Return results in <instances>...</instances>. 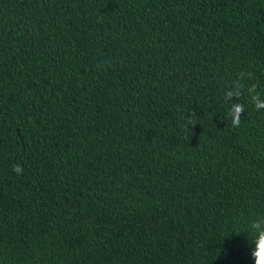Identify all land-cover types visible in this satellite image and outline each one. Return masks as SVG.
I'll use <instances>...</instances> for the list:
<instances>
[{
  "label": "trees",
  "instance_id": "1",
  "mask_svg": "<svg viewBox=\"0 0 264 264\" xmlns=\"http://www.w3.org/2000/svg\"><path fill=\"white\" fill-rule=\"evenodd\" d=\"M262 234L264 0H0V264H257Z\"/></svg>",
  "mask_w": 264,
  "mask_h": 264
},
{
  "label": "clouds",
  "instance_id": "2",
  "mask_svg": "<svg viewBox=\"0 0 264 264\" xmlns=\"http://www.w3.org/2000/svg\"><path fill=\"white\" fill-rule=\"evenodd\" d=\"M243 109L241 108V106L237 105L235 107V111L232 112V124L234 126H238L240 119H239V112L242 111ZM195 116V113L193 112L189 117H188V123L193 125L195 124L194 120L192 119V117ZM18 174L20 172H22V168H20L19 166H17L14 169ZM256 257H257V264H264V234L261 235L259 241H258V251L255 253Z\"/></svg>",
  "mask_w": 264,
  "mask_h": 264
}]
</instances>
